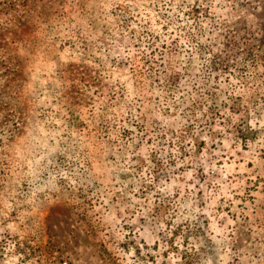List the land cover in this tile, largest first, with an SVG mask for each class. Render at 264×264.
<instances>
[{
    "label": "rangeland",
    "instance_id": "rangeland-1",
    "mask_svg": "<svg viewBox=\"0 0 264 264\" xmlns=\"http://www.w3.org/2000/svg\"><path fill=\"white\" fill-rule=\"evenodd\" d=\"M264 264V0H0V264Z\"/></svg>",
    "mask_w": 264,
    "mask_h": 264
},
{
    "label": "built area",
    "instance_id": "built-area-1",
    "mask_svg": "<svg viewBox=\"0 0 264 264\" xmlns=\"http://www.w3.org/2000/svg\"><path fill=\"white\" fill-rule=\"evenodd\" d=\"M63 264H65V263H63Z\"/></svg>",
    "mask_w": 264,
    "mask_h": 264
}]
</instances>
